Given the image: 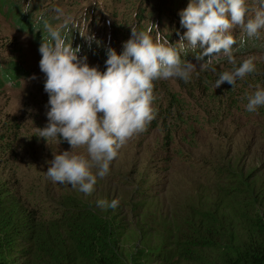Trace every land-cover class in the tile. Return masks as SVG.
Here are the masks:
<instances>
[{
    "label": "rangeland",
    "instance_id": "rangeland-1",
    "mask_svg": "<svg viewBox=\"0 0 264 264\" xmlns=\"http://www.w3.org/2000/svg\"><path fill=\"white\" fill-rule=\"evenodd\" d=\"M149 1L155 4L144 3L143 14L154 10L157 16L164 0ZM49 2L0 0V54L15 53V57L25 61L33 71L30 78L22 80L20 88L8 86L0 94L2 116L16 117L22 123L18 174L29 180L23 188L27 185L26 191L33 190L36 197H43L54 205L62 202L63 195L75 198L106 217L112 226L111 250L106 252L111 256L109 264H240L236 251L245 238L264 243V106L249 113L239 97L243 91L252 93L257 85L264 88V47L253 52L233 53L236 65L245 59L255 63L254 72L239 79L235 87L225 88L227 82L215 87L219 74L233 67L222 56L213 64L215 71L201 70L202 62L194 57L191 62L196 68L186 84L180 78L156 81L153 119L142 132L127 140L112 162L109 174L98 179L92 193L85 194L69 184L54 183L46 176L54 153L69 150L70 145H49L36 136L37 127L47 123L48 94L44 91V74L39 68L41 54L37 32L20 27L15 19L21 11L31 9L30 20L37 24L42 21L44 30L49 19V26H61L60 30H64L65 26L74 28L72 25H75L78 37L85 36L87 29L83 30L82 25L86 11L94 6L100 10L106 0H72L69 6L66 0ZM142 2L118 0L116 10L136 17ZM246 2L249 7H259L257 0ZM56 8L64 10V16L59 19ZM99 18L95 13L91 20L96 22ZM109 23L110 20H106L104 33L93 43L100 55L87 56L90 64H98L102 70L107 58L103 50L109 39ZM235 33L240 45L242 29ZM256 37L258 45H263L264 33ZM101 38H105L102 43ZM118 41L111 42V47L120 52L122 47ZM77 46L82 54L88 44L84 47L82 39L77 38L73 48ZM200 79L207 80L208 86L200 84ZM168 93L184 102L188 112L184 114V122L172 117L165 121L168 105L172 104ZM209 94H217L222 106L225 103L224 109L215 113L216 117L202 105ZM177 110V106H172L171 114L177 115ZM197 111L200 113L196 116ZM167 123L171 128L169 133ZM50 148L54 149L50 152ZM225 195L228 198H224ZM112 199L119 200L115 209L97 205L99 200ZM232 201L237 204L236 208L231 207ZM60 239L65 242L67 258L64 251L50 247L39 258L33 254H27L26 258L27 252L19 253L16 264H94L91 260L84 261L82 254L71 252V238ZM162 257L165 260H159Z\"/></svg>",
    "mask_w": 264,
    "mask_h": 264
},
{
    "label": "clouds",
    "instance_id": "clouds-1",
    "mask_svg": "<svg viewBox=\"0 0 264 264\" xmlns=\"http://www.w3.org/2000/svg\"><path fill=\"white\" fill-rule=\"evenodd\" d=\"M257 2L259 7L252 8L246 0H189L179 12L186 29L180 40L172 43L159 31L153 37L132 29L122 51L107 49L103 70L90 64L87 55H78L80 47L73 48L72 41L61 34V26L46 24L49 38L39 46V68L48 94L47 123L37 127L36 136L49 145H70L69 150L54 153L46 176L54 183L92 193L127 140L153 119L154 83L190 79L196 65L182 60V53L190 51L202 62L201 70L215 71L214 61L221 56L232 64L231 70L219 74L216 88L225 82L235 87L237 80L254 72L252 59L236 65L233 46L237 40L232 31L239 27L248 37L259 35L264 29V0ZM54 11L57 19L64 16L62 8ZM245 98V110L256 112L264 106V88L257 85ZM81 147L84 151L77 152ZM97 205L115 209L119 200H99Z\"/></svg>",
    "mask_w": 264,
    "mask_h": 264
},
{
    "label": "trees",
    "instance_id": "trees-1",
    "mask_svg": "<svg viewBox=\"0 0 264 264\" xmlns=\"http://www.w3.org/2000/svg\"><path fill=\"white\" fill-rule=\"evenodd\" d=\"M52 1L50 0L49 3ZM175 1L164 0L159 6L160 12L155 16L154 10L151 13L143 14L145 10L143 7L144 3H148L150 6L155 4L154 1L143 0L135 14L136 17H133L130 12L123 13L124 11L116 10L118 0H106L100 10L94 6L86 11L82 25L83 30L87 29L85 36L82 34L78 37V27L75 25H72L74 28L65 26V29L60 31L62 35L66 36L68 41H72L73 47H75L77 38L79 40L82 39L84 47L88 44L87 49L83 52L87 56L90 54L100 55V50L93 47V43L97 37L104 33L102 31L107 25L106 20L108 19L110 20V32L109 39L105 43V50H103L104 57L106 55L105 51L111 47V42L120 40L118 42L122 47L123 42L130 38L132 29L148 32L153 37L159 31L170 42L175 43L180 40L183 32L186 31L180 24L179 12L187 6L189 0H178L177 5ZM66 3L68 6L73 4L72 0H66ZM152 8L154 9L155 7ZM95 13L100 16L98 21L96 19V22L91 20ZM31 15V9L28 12L21 11L15 20L20 27L37 32V43L40 46L42 39L47 40L49 38L47 36L48 31L42 27V21L39 24L35 20L31 21ZM48 22L49 19L48 21L46 20L45 24ZM235 30L239 33L241 28L236 27L232 31L236 39ZM260 33H264V29H261ZM243 34L242 43L240 45L236 44L237 48L234 52L247 53L264 47V44L258 45V37H248L244 32ZM87 37L94 38L88 39ZM101 39V43L105 41V38ZM92 47L94 48L93 51ZM196 51L199 52V49ZM81 52L80 48L79 54L84 56ZM15 56V53H12L11 56L0 54V94L4 93L8 86L20 88L22 80L28 79L33 75V71H31L25 61ZM194 57L190 51L182 53V60L192 61ZM220 58L214 62L219 61ZM192 84H194L193 81ZM200 84L206 87L209 82L205 79H200ZM231 87L232 85L228 84L225 88ZM244 93L246 94L247 92L243 91V94H239V97L243 99L245 105L247 100ZM168 94L170 97L169 101H172V104L168 105L169 110L165 113V121L172 117L176 121L180 118V123L184 122V114H188L184 102L174 94ZM216 95L209 94L202 100V105L208 112L211 110L209 114L213 116L223 110L225 104L222 106L220 104L221 98ZM174 102L176 103L174 104ZM172 106H177V115L171 114ZM199 113L197 111L196 116ZM174 120L172 122L173 125L175 124ZM21 124L18 118L11 116L4 118L0 113V264H16L15 260L19 253L27 252L24 255L26 258L28 257L27 254H33L39 258L42 253H47L50 247H55L62 253L64 251L65 258H67L69 253L66 251L65 242L60 237L65 241L71 238V252L82 254L84 261L91 260L94 264H109L111 256L106 252L111 250L109 240L112 235V226L106 217L98 213L93 207L79 203L75 198L63 195L62 202L59 205H54L53 203H47V199L43 197H36L33 190L27 189L26 191L27 185L23 188L24 184H29V180L18 174L20 170V166L17 164L20 149L18 142L21 137ZM170 130L171 128L167 123L168 133ZM65 144L67 142L61 145L65 146ZM53 149L50 148L49 151L51 152ZM27 170L30 171L29 165ZM224 198L228 197L225 195ZM231 207L236 208L237 204L232 201ZM46 211L49 213L47 214ZM237 248L236 254L238 256L237 259L241 261L240 264H264V243L257 244L245 238L242 245H238ZM93 257L94 261L91 259ZM159 260H165V258L162 257Z\"/></svg>",
    "mask_w": 264,
    "mask_h": 264
}]
</instances>
